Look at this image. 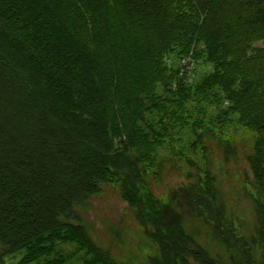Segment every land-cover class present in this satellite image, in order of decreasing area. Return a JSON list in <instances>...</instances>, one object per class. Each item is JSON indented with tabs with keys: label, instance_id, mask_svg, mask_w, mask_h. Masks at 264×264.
<instances>
[{
	"label": "trees",
	"instance_id": "obj_1",
	"mask_svg": "<svg viewBox=\"0 0 264 264\" xmlns=\"http://www.w3.org/2000/svg\"><path fill=\"white\" fill-rule=\"evenodd\" d=\"M178 45L179 87L164 60ZM200 60L213 70L189 83ZM213 97L225 122L256 134L252 227L227 214L203 165L183 197L148 180L184 128L194 151L205 143L190 118ZM107 186L159 246L153 264H264V0H0V262L118 264L80 225ZM192 215L230 262L189 232Z\"/></svg>",
	"mask_w": 264,
	"mask_h": 264
},
{
	"label": "rangeland",
	"instance_id": "obj_2",
	"mask_svg": "<svg viewBox=\"0 0 264 264\" xmlns=\"http://www.w3.org/2000/svg\"><path fill=\"white\" fill-rule=\"evenodd\" d=\"M164 60L166 65L171 67L168 74L171 72L175 74L172 85L178 86L182 79L176 75L186 63L181 54V47L178 45L173 51L168 52ZM198 62L200 66L192 73L188 72L189 83L203 82L213 70L212 66L203 64V60ZM163 89L159 86L161 94L165 91ZM194 106L201 104L193 102L189 108ZM203 107V113L195 112L190 121H202L197 126L199 133L204 132L205 143L194 151L191 146L196 140L194 135L196 133L191 132L188 127L184 128V131L176 136V143L160 150L156 173L148 177L151 188L157 196L166 201L174 194L183 197L184 193L178 190L182 188L181 186L188 187L195 183L198 179L197 164L203 165L202 167L209 168L217 177L220 203L227 214L244 224L255 226L258 218L251 198L253 190L251 183L254 176L248 157L253 152L256 134L251 129L237 127L230 121L225 122L226 119L221 114L223 107L215 97L204 103ZM208 128L214 129V133H207ZM178 137L181 140H178ZM79 214L80 225L84 227L91 240L118 264H153V259L160 257L159 246L147 236L136 219L134 209L123 199L120 190L115 186L105 187L100 194L95 195L79 209ZM186 224L189 232L196 236L202 238L205 234L201 241L209 245L213 256L228 261L224 250H220L217 244L213 243L212 229L206 226L202 219L193 215L188 216ZM58 248L66 257L77 251V247L70 244H60ZM2 249L0 246V256ZM23 256L24 253L8 256L5 263L19 264ZM83 259L74 257L68 264H83Z\"/></svg>",
	"mask_w": 264,
	"mask_h": 264
}]
</instances>
